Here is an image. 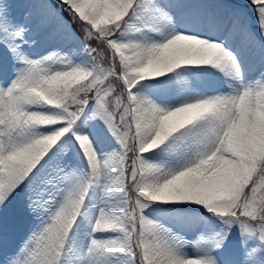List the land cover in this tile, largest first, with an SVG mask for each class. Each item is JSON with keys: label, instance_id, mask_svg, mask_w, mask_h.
<instances>
[{"label": "snow or ice", "instance_id": "snow-or-ice-1", "mask_svg": "<svg viewBox=\"0 0 264 264\" xmlns=\"http://www.w3.org/2000/svg\"><path fill=\"white\" fill-rule=\"evenodd\" d=\"M0 264H264V0H0Z\"/></svg>", "mask_w": 264, "mask_h": 264}, {"label": "rangeland", "instance_id": "rangeland-1", "mask_svg": "<svg viewBox=\"0 0 264 264\" xmlns=\"http://www.w3.org/2000/svg\"><path fill=\"white\" fill-rule=\"evenodd\" d=\"M10 211V224L15 230L14 239L15 242L19 243L24 238V236H26L29 228L32 226L33 220L22 210V205L19 198L12 201L10 205Z\"/></svg>", "mask_w": 264, "mask_h": 264}, {"label": "trees", "instance_id": "trees-1", "mask_svg": "<svg viewBox=\"0 0 264 264\" xmlns=\"http://www.w3.org/2000/svg\"><path fill=\"white\" fill-rule=\"evenodd\" d=\"M51 2L56 3V0H52ZM57 6H59V5H57ZM64 15H65V18L67 19V14H64Z\"/></svg>", "mask_w": 264, "mask_h": 264}]
</instances>
